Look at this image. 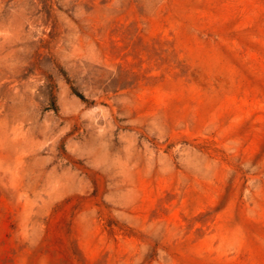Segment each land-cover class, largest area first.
<instances>
[{
  "label": "rangeland",
  "instance_id": "374dc122",
  "mask_svg": "<svg viewBox=\"0 0 264 264\" xmlns=\"http://www.w3.org/2000/svg\"><path fill=\"white\" fill-rule=\"evenodd\" d=\"M0 264H264V0H0Z\"/></svg>",
  "mask_w": 264,
  "mask_h": 264
},
{
  "label": "trees",
  "instance_id": "16d2710c",
  "mask_svg": "<svg viewBox=\"0 0 264 264\" xmlns=\"http://www.w3.org/2000/svg\"><path fill=\"white\" fill-rule=\"evenodd\" d=\"M79 98H80L81 100H83L82 97L79 96Z\"/></svg>",
  "mask_w": 264,
  "mask_h": 264
}]
</instances>
